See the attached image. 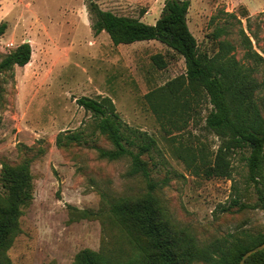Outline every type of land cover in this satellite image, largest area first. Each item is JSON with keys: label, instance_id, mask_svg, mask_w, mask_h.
Wrapping results in <instances>:
<instances>
[{"label": "rangeland", "instance_id": "rangeland-1", "mask_svg": "<svg viewBox=\"0 0 264 264\" xmlns=\"http://www.w3.org/2000/svg\"><path fill=\"white\" fill-rule=\"evenodd\" d=\"M90 3L154 24L165 0H0V23H7L0 61L22 42L32 47L25 66L0 73V175L4 164L27 160L33 182V200L23 209L9 250L13 264H71L83 248L125 257L135 251L109 202L141 196L148 183L130 173L128 158L99 155L112 144L95 128L92 113L77 104L84 95L109 96L129 127L157 140V150L144 156L154 194L171 220L200 244L230 233H264V204L255 206L257 194L240 154L230 156L231 178L204 172L221 142L206 127L211 106L205 94L179 119L156 113L147 98L152 93L159 100L160 87L185 75L184 58L158 40L113 44L106 31L93 30ZM187 17L200 51L213 55L218 41L226 40L236 59L257 69L264 115V0H190ZM218 27L226 32L213 40ZM245 35L262 60L247 57ZM156 54L164 67L154 62ZM197 155L207 162L193 160ZM236 196L254 207L222 211L220 205Z\"/></svg>", "mask_w": 264, "mask_h": 264}, {"label": "trees", "instance_id": "trees-1", "mask_svg": "<svg viewBox=\"0 0 264 264\" xmlns=\"http://www.w3.org/2000/svg\"><path fill=\"white\" fill-rule=\"evenodd\" d=\"M189 8L190 0H165L160 17L149 24L141 18L119 15L90 3L95 16L93 30L95 33L106 31L113 44L158 40L184 58L185 75L160 87L156 96L159 100H155L152 93L147 95L152 108L162 115L167 112L174 119L183 118L204 93L211 106L205 119L206 127L221 141L212 164L204 169L205 174L231 178L230 156L239 153L246 167L247 182L257 194L255 206H263L264 115L258 102L262 83L255 77L257 69L236 59L232 53L234 46L226 40L218 41L219 50L213 55L200 51L188 26ZM6 29L7 23L1 22L0 37ZM225 32V28L218 27L212 39L217 40ZM244 40L247 57L262 60V55L252 48L250 37L245 35ZM31 55L30 42H22L1 59L0 73L15 65L25 66ZM152 58L158 66H165L161 54ZM76 102L92 113L96 119L95 128L112 144L110 149L100 148L99 155L109 160L128 158L130 173L142 175L149 189L135 198L120 197L109 202L112 218L135 249L131 255L125 257L118 252L83 248L75 254L71 264H238L246 251L264 243V233L242 231L200 244L189 229L171 220L154 194L150 168L144 156L157 150V140L147 131L129 127L109 96L84 95ZM69 139L78 140V136L71 135ZM196 159L207 162L203 155L193 158ZM0 183V264H13L9 250L20 233L23 209L33 200L29 161L4 164ZM251 206L254 207L241 202L239 196L229 205H220L222 211ZM244 264H264V250L249 256Z\"/></svg>", "mask_w": 264, "mask_h": 264}, {"label": "water", "instance_id": "water-1", "mask_svg": "<svg viewBox=\"0 0 264 264\" xmlns=\"http://www.w3.org/2000/svg\"><path fill=\"white\" fill-rule=\"evenodd\" d=\"M25 42H29V40H27ZM260 250H264V243L257 245L255 247L249 249L248 251H246L238 264H244L246 259L249 256H251L252 254H254L255 252L260 251Z\"/></svg>", "mask_w": 264, "mask_h": 264}]
</instances>
